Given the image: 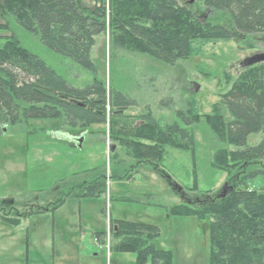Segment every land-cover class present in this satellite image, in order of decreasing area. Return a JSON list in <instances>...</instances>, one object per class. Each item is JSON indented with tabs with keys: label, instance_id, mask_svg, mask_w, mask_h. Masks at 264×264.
<instances>
[{
	"label": "rangeland",
	"instance_id": "rangeland-1",
	"mask_svg": "<svg viewBox=\"0 0 264 264\" xmlns=\"http://www.w3.org/2000/svg\"><path fill=\"white\" fill-rule=\"evenodd\" d=\"M82 1L89 8L106 7L108 16L110 0ZM176 1L199 21L207 19L209 12L197 0L192 4H189L191 0ZM2 4L0 0V24L5 22ZM6 21L9 29L0 30V47L13 34L21 48L38 57L72 86L83 88L96 79L105 90L107 116L111 114L112 95L117 102L131 105L115 112L134 127L142 124L139 117L150 115L162 126L176 125L191 131L195 148L167 149L162 162L138 166L126 149L110 138L108 122L86 129L69 128L61 120L31 121L11 127L4 125L0 117V208L11 218L28 214L20 226L8 228L7 235H11L9 241L16 253H0V264H15L8 261L15 255L20 264L26 243L35 264H49L46 258L52 245L55 255L57 249L65 253L66 264L78 260L81 264H136L134 255L107 254L105 243H96L99 234L105 235L113 220L157 227L160 236L155 247L171 253V264H209V220L171 217L168 213L180 205H202L206 200L201 195L210 191L212 197L217 196L227 182V174L215 168L213 162L219 151L232 148L223 136L211 130L207 120L214 107L219 109L224 122L230 120L220 105L221 98L246 67L264 56V36L206 44L189 59L169 66L130 48L113 49L106 18L105 32L95 38L91 51L95 68L92 73L49 51L13 18ZM209 21L216 22L212 17ZM82 137L79 148L77 141ZM256 139L250 138L249 142ZM94 168H103L106 178L112 170L120 169L127 179L118 184L108 180L106 194L99 198H68L86 177L83 172ZM250 183L256 188L262 185L259 177ZM194 184L196 192L191 191ZM118 185L139 192V203L110 201L112 193L113 198L120 197L112 192ZM177 188L183 190L182 197L175 194ZM61 201L64 203L51 212L36 213L47 211ZM9 241L2 240L1 248Z\"/></svg>",
	"mask_w": 264,
	"mask_h": 264
},
{
	"label": "trees",
	"instance_id": "trees-1",
	"mask_svg": "<svg viewBox=\"0 0 264 264\" xmlns=\"http://www.w3.org/2000/svg\"><path fill=\"white\" fill-rule=\"evenodd\" d=\"M197 1L209 12L205 21L176 0H110L108 16L106 7L89 8L82 0H3L5 22L0 30L9 29L6 19L11 17L49 51L92 73L91 51L95 38L105 32L106 18L113 49L130 48L169 66L189 59L206 44L264 36V0ZM210 17L216 22L209 21ZM105 96L96 79L83 88L72 86L21 48L13 34L0 47V117L4 125L61 120L69 128L86 129L108 122L110 138L138 166L162 162L167 149L195 148L191 131L162 126L150 115L139 117L142 124L134 127L115 112L131 105L117 102L112 95L107 116ZM220 105L230 120L224 122L214 107L207 123L232 148L219 151L213 162L227 174V182L219 195L212 197L210 191L201 195L206 200L202 205L176 206L168 214L209 220V264H264V63L246 67ZM85 171L86 177L68 198H99L106 194L108 180L120 183L127 179L120 169L109 172L107 178L103 168ZM257 177L261 178L260 188L250 183ZM191 191L196 192V184ZM112 192L120 197L113 198L112 193L110 201L139 203V192L127 186L118 185ZM64 201L51 205L47 212ZM7 221L15 225L18 219ZM109 231L111 252L132 254L136 264H171V253L155 247L160 236L157 227L113 220Z\"/></svg>",
	"mask_w": 264,
	"mask_h": 264
},
{
	"label": "crops",
	"instance_id": "crops-1",
	"mask_svg": "<svg viewBox=\"0 0 264 264\" xmlns=\"http://www.w3.org/2000/svg\"><path fill=\"white\" fill-rule=\"evenodd\" d=\"M45 213H48L47 211L45 212ZM45 213H43V214H45ZM7 213H5V210L3 209V208H0V253L2 254V253H5V251H13L14 253H16L15 252V250H16V248H14L13 246H12V244H11V242L9 241L10 240V236H8L7 234H8V232H9V229L11 228V226H14L12 223H9L8 221H7V219H13V218H11V217H9V216H7L6 215ZM28 214H23V215H21L20 217H18V218H14V220H16V219H18V222H17V224H21V220H25V217L27 216ZM23 216V217H22ZM20 224H19V226H20ZM9 228V229H8ZM6 234L4 237H2L1 235L2 234ZM2 240L4 241V242H6V240H8L9 241V243H8V245L7 246H5L3 249L1 248V245H2ZM29 243H26L25 244V251H24V253L22 254V257H21V255H20V257H21V259H22V262L20 263V264H35V262H34V259L33 260H31V255H30V250H29ZM52 248H53V252H54V245H52ZM52 248H51V252H50V254H49V256L46 258L47 260H48V262H49V264H66V255H65V253L63 252L62 253V251L60 250V249H57V254L55 255L53 252H52ZM56 249V248H55ZM62 250H64V249H62ZM62 256L64 257V260L62 259ZM17 257H18V255H15V256H10L9 258H8V261H15V264H18V259H17ZM57 259L59 260V262H56L57 261ZM75 260V259H74ZM79 261V260H78ZM78 261H76V262H74V263H72V264H81V263H79ZM48 264V263H47ZM116 264H118L117 262H116Z\"/></svg>",
	"mask_w": 264,
	"mask_h": 264
},
{
	"label": "water",
	"instance_id": "water-1",
	"mask_svg": "<svg viewBox=\"0 0 264 264\" xmlns=\"http://www.w3.org/2000/svg\"><path fill=\"white\" fill-rule=\"evenodd\" d=\"M192 3H193V0H191V1L189 2V4H192ZM259 62L264 63V56H260V57H258L256 63H259ZM253 64H255V63H253ZM253 64H251V65H253ZM251 65H249V66H251ZM82 141H83V138H81V139H79V140L77 141V143H78V145H79V148H80V145H81Z\"/></svg>",
	"mask_w": 264,
	"mask_h": 264
}]
</instances>
